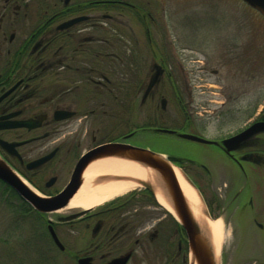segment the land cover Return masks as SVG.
Returning a JSON list of instances; mask_svg holds the SVG:
<instances>
[{"label": "flooded vegetation", "instance_id": "obj_1", "mask_svg": "<svg viewBox=\"0 0 264 264\" xmlns=\"http://www.w3.org/2000/svg\"><path fill=\"white\" fill-rule=\"evenodd\" d=\"M153 5L161 8L153 10ZM212 10L204 17L190 16L200 37V29L208 26L204 44L216 49L221 68L232 71L234 66L239 73L241 62L236 87L228 73L222 80L219 67L211 70L215 84L186 72L183 63L203 64L201 72L205 64L188 55L192 49L181 58L171 51L163 21L155 17L160 12L164 17L161 0H0V140L8 146L0 147V159L29 187H41L39 192L51 197L70 182L80 157L97 146L121 143L162 152L195 187L209 218L221 219L223 244L245 253L242 264H264V132L230 145V150L224 145L264 123V99L252 112L248 106L229 108L248 94L244 33L234 34L232 11ZM180 15L187 25L183 10ZM189 43L199 50L203 41ZM175 63L177 68H172ZM211 123L240 129L205 138L202 134ZM183 134L209 143L183 139ZM150 137L207 145L216 150V158L208 162L160 151L143 141ZM49 155L40 166L29 167ZM59 160L69 164L64 184ZM50 187L62 188L49 193ZM157 205L154 193L140 187L96 215L86 211L59 221L82 212L73 210L57 223L73 227L87 220L89 242L74 253L75 264L81 258L108 264L123 256H129L130 264L138 248L158 256L159 264H187L185 230L168 211L153 215Z\"/></svg>", "mask_w": 264, "mask_h": 264}, {"label": "rangeland", "instance_id": "obj_2", "mask_svg": "<svg viewBox=\"0 0 264 264\" xmlns=\"http://www.w3.org/2000/svg\"><path fill=\"white\" fill-rule=\"evenodd\" d=\"M214 2H216V0H161L164 9V17L161 15L162 12L156 14L155 17L163 21L166 42L170 43L171 51L176 57L181 58L184 54H188L189 50L192 49V53H189L188 55H193L195 60L202 61L205 64L202 72L199 70V66H202L203 64L197 62H193L192 64H182L185 67L186 72H189L194 79H198L204 75L207 79L205 83L215 84L214 81L216 79L211 75V70L219 67L220 77L223 78L222 80L225 81V79H227L228 73L229 76H232L233 78V82L230 84L236 87L238 81L241 83V74H239L241 73V62L238 66L239 73L236 72V67L234 68V66L232 71L231 69L224 67V65L221 68L217 62V55L215 54L216 49L212 47L211 44H204V41L207 40L208 36V26L207 28L202 27L200 29L202 30V33H204V35L200 37L201 31H198L196 26L198 23L192 19V16H190L201 15L204 17L205 14L212 13L214 7L215 9H220L222 11H232L234 34H237L236 30H239L240 32L243 31L244 33V56L242 61L244 62L243 66L244 70L247 71L249 82H247L246 86L248 94L243 99L239 98L238 101L229 104V108H233L235 111L238 108H246V106H248L252 112L253 109H259L263 105L262 100L264 99V91H262V88L264 87V18L259 15L258 12L243 5L238 0H226L224 1V4L220 5L214 4ZM216 3L221 2L217 1ZM156 7L161 8V5H153V10H155ZM181 10L187 15L186 19L189 20V26L183 22V18L180 15ZM189 40H202L203 44H200L201 47L198 50V48L195 47V44L189 43ZM219 50L220 49H218V51ZM170 66L172 68H177L178 65L175 63L170 64ZM227 81L229 83V80ZM213 109V107H209V110ZM235 115L238 114L235 112ZM212 122L214 121L212 120ZM138 123L140 125V119L138 120ZM164 125L165 127H171V122H166ZM210 125L207 131L202 134L205 138H213V135L216 136L219 132H221L222 135L235 133L240 129L238 127L220 129L214 127V124L212 123ZM124 129L125 128L122 130ZM143 141H147L146 143L153 145L155 149L160 151L161 148H165L178 155H187L190 157L205 159L208 162H213L216 158V150L203 144L170 138L167 139L169 142L163 143L157 141L155 137H150ZM63 162L64 160H59L58 162V167H63L59 170L62 179L61 184H64V182L68 180L69 170V164ZM30 188L39 195L44 196L38 190V188L41 187ZM61 188L62 187H50L48 192H55ZM2 189V186H0V264H75L72 260L74 253L81 252L89 242L90 234L84 229V223H86L87 220L75 223L73 227H69L68 224H58L57 218L67 216L73 210L45 215L47 220L56 223L54 229L55 233L65 248L64 252H59L52 243L49 234L48 238V232H44L46 231V228L44 227V231L42 230V232L38 226L39 222H37L34 216H31V218L26 220L22 219L16 210L19 207V201L14 199V197H10V194L3 193V191H1ZM136 189H139V187ZM133 192L134 190L122 197H117L103 205L91 209L89 211L90 215H96L99 213V210L106 208L103 207L104 205L112 203L118 199H123ZM163 212L165 213L166 210L160 205L153 207V215L158 214L160 217L163 216ZM140 219L143 221L145 218L141 216L139 220ZM223 243L224 240L222 241L217 264H242L245 258V253L240 251V253L237 254L235 250L232 249V246ZM157 257L158 256H150V254L141 253L140 248H138L137 253L134 255L130 264H159L158 262H160V259H157ZM187 261V264H189L190 257L188 254Z\"/></svg>", "mask_w": 264, "mask_h": 264}, {"label": "water", "instance_id": "obj_3", "mask_svg": "<svg viewBox=\"0 0 264 264\" xmlns=\"http://www.w3.org/2000/svg\"><path fill=\"white\" fill-rule=\"evenodd\" d=\"M250 8L256 10L264 17V0H241ZM172 133L171 131H163ZM264 132V123L254 124L238 135L224 141V145L229 149V146L239 142L248 136ZM181 138L195 141L198 143H209L208 141L183 134ZM0 147L7 148V144L0 140ZM51 155L32 162L29 167L35 168L48 161ZM105 158H119L129 159L141 166L153 170L158 177V186L170 202L175 216H172L183 227L186 233L188 252L190 255V264H217L214 258L210 235L208 229L199 227L195 222L191 211L185 201L182 191L178 185L177 179L173 171V166L168 159L161 153L153 152L151 150L130 146L121 143H106L96 148L91 149L80 157L78 160L70 182L63 188V190L55 196L43 197L38 195L35 191L29 188L23 180L2 160L0 159V181L10 187L16 195L27 203L34 211L40 214H48L57 212L65 208L69 200L75 195L77 190L82 185V175L89 164L96 160ZM185 182L199 195L195 187L187 180L181 173ZM102 181H127L125 177H101ZM139 186L154 193L151 185L145 182H138ZM200 197V196H199ZM82 211L79 214L70 215L65 218H59V221H70L80 214L86 212ZM206 218L210 219L207 212ZM50 238L58 250L63 251L64 247L60 243L51 225L48 226ZM129 256H123L111 260L108 264H126ZM77 264H91L89 258H81L77 260Z\"/></svg>", "mask_w": 264, "mask_h": 264}, {"label": "bare ground", "instance_id": "obj_4", "mask_svg": "<svg viewBox=\"0 0 264 264\" xmlns=\"http://www.w3.org/2000/svg\"><path fill=\"white\" fill-rule=\"evenodd\" d=\"M175 178L182 191L185 201L199 227L209 231L214 258L218 262L222 241L226 239L221 219L206 218L205 206L199 195L185 182L178 168L172 167ZM125 177L127 181H102L101 177ZM26 184V182L23 180ZM138 182L151 185L159 205L174 214L170 202L162 194L158 186L156 173L129 159L105 158L92 162L82 175V185L69 200L67 206L58 212L66 210H89L104 203L122 197L139 187ZM30 188V187H29ZM37 193V192H36Z\"/></svg>", "mask_w": 264, "mask_h": 264}, {"label": "trees", "instance_id": "obj_5", "mask_svg": "<svg viewBox=\"0 0 264 264\" xmlns=\"http://www.w3.org/2000/svg\"><path fill=\"white\" fill-rule=\"evenodd\" d=\"M0 186H2V188H3L1 190V191H3V193L10 194V197H14V199L19 201V207L16 210H17V213L21 216V218L26 220L28 218H31V216H34L36 218L37 222H39V224L38 223L37 224L40 227V230L44 231V227L46 228V226H47V221H46L44 215L35 212L27 203L22 201L10 187L5 185L1 181H0ZM45 230L46 231H44V232L47 233V228ZM47 236H48V233H47ZM48 238H49V236H48Z\"/></svg>", "mask_w": 264, "mask_h": 264}]
</instances>
